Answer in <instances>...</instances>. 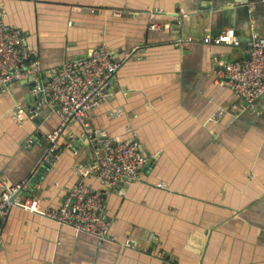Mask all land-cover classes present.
<instances>
[{"label": "crops", "instance_id": "obj_1", "mask_svg": "<svg viewBox=\"0 0 264 264\" xmlns=\"http://www.w3.org/2000/svg\"><path fill=\"white\" fill-rule=\"evenodd\" d=\"M2 6L6 22L36 53L41 81L64 62L108 47L122 66L108 100L87 116L91 130L98 139L136 141L150 158L138 181L111 191L107 240L16 208L4 225L0 264H162L160 254L176 264H264V98L249 107L213 74L215 65L245 58L255 34L264 36V0ZM226 30L240 36L238 46L204 43ZM31 80L0 90V178L9 184L36 175L49 158L46 137L60 126L32 95ZM19 106L28 111L24 124L14 117ZM58 145L54 164L23 195L43 207L61 205L79 181L76 166L90 157L77 123L63 129ZM86 181L107 190L94 177Z\"/></svg>", "mask_w": 264, "mask_h": 264}, {"label": "built area", "instance_id": "obj_2", "mask_svg": "<svg viewBox=\"0 0 264 264\" xmlns=\"http://www.w3.org/2000/svg\"><path fill=\"white\" fill-rule=\"evenodd\" d=\"M4 1L0 0V90L12 82L33 77L32 95H41L40 105L49 107L60 118V126L46 137L51 145L49 156L59 148L58 140L63 129L77 123L89 142L90 157L86 164L76 166L79 181L69 190L59 207H43L38 198L23 196L29 193L34 174L16 184H9L0 178V246L4 225L16 208L68 226L77 233L91 235L99 241L107 240L112 226L107 216L111 191L119 183L138 181L141 170L150 158L136 141L98 139L87 118L91 111L108 100L110 81L122 62L114 60L108 47L102 44L88 57L64 62L57 70L51 71L44 81L39 80L36 53L27 47L23 31L6 22L2 6ZM159 28L156 24L152 25V29ZM187 41L193 42L192 39ZM203 41L213 47L238 46L240 36L234 30H226L216 37L206 36ZM247 48L245 58L215 65L213 74L218 85L231 90L254 108L264 98V36L255 34L248 41ZM14 117L18 124H24L29 117L27 109L17 107ZM93 177L101 181L107 190L88 185L86 180ZM126 246L134 248L136 244L127 242ZM160 259L162 264H176L162 254Z\"/></svg>", "mask_w": 264, "mask_h": 264}, {"label": "water", "instance_id": "obj_3", "mask_svg": "<svg viewBox=\"0 0 264 264\" xmlns=\"http://www.w3.org/2000/svg\"><path fill=\"white\" fill-rule=\"evenodd\" d=\"M31 79H32V80H31V84H32V86H33V85H34V78L32 77ZM36 99H37L38 103H41V101H42V96H41V95H37ZM96 136H97V135H96ZM47 141H48V140H47ZM59 154H60V149H59V148L53 150V151L51 152L49 158L46 159V160L44 161L43 165L41 166V169L37 171L36 175H35L34 177H32L33 174H31V175L28 177V178H31V177H32V179H31L30 189H33V187L35 186V184H37V180H38V178H39L40 176L44 175V172H45L47 169H49V166H50L51 164H54V162H55V160H56V157H57ZM145 168H147V166H146ZM28 178H27V179H28ZM150 250H151V249H150Z\"/></svg>", "mask_w": 264, "mask_h": 264}]
</instances>
